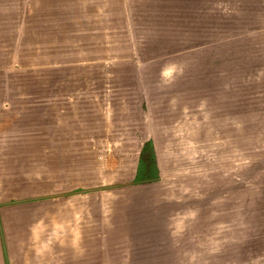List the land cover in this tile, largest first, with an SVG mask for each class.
I'll return each mask as SVG.
<instances>
[{
  "label": "rangeland",
  "instance_id": "obj_1",
  "mask_svg": "<svg viewBox=\"0 0 264 264\" xmlns=\"http://www.w3.org/2000/svg\"><path fill=\"white\" fill-rule=\"evenodd\" d=\"M0 212L9 264H264V0H0Z\"/></svg>",
  "mask_w": 264,
  "mask_h": 264
},
{
  "label": "crops",
  "instance_id": "obj_2",
  "mask_svg": "<svg viewBox=\"0 0 264 264\" xmlns=\"http://www.w3.org/2000/svg\"><path fill=\"white\" fill-rule=\"evenodd\" d=\"M144 147L141 149L140 153H139V157H138V162H137V167H136V171L134 174V178H133V184H141V183H147L148 185L152 182H155L157 180H159V176H160V168L159 165L157 163V155H156V150H155V146L152 140H149L147 142L144 143ZM144 148L145 151H150V157L151 160L155 161V164L152 165V168H149L147 164H145V160L147 158H144ZM139 177V178H138ZM139 179V182L135 183V180ZM82 192L80 193H85V192H90L89 190H81ZM34 204V202L31 203H26L25 205H31ZM3 213L0 212V219L1 221L3 220ZM5 218V217H4ZM122 226H124L122 223H120ZM121 231H125L124 228H119ZM77 231V230H76ZM75 231V232H76ZM72 235L74 234L73 230H72ZM79 234V233H78ZM74 236V235H73ZM0 237H1V231H0ZM73 238V237H72ZM74 240L77 242L76 240V236H74ZM2 244V243H1ZM0 244V245H1ZM78 244V243H77ZM73 245V244H72ZM89 245V244H88ZM84 247L87 248V245L84 246L82 244V248L84 249ZM88 249V248H87ZM7 255L5 254L4 250H0V264H9V261L6 257ZM110 264H116L115 260H112V262Z\"/></svg>",
  "mask_w": 264,
  "mask_h": 264
},
{
  "label": "trees",
  "instance_id": "obj_3",
  "mask_svg": "<svg viewBox=\"0 0 264 264\" xmlns=\"http://www.w3.org/2000/svg\"><path fill=\"white\" fill-rule=\"evenodd\" d=\"M144 150H145V148H144ZM155 164V161L154 160H150V163H149V168H151L152 167V165H154ZM139 178V177H138ZM137 182H139V179H136L135 180V183H137Z\"/></svg>",
  "mask_w": 264,
  "mask_h": 264
}]
</instances>
